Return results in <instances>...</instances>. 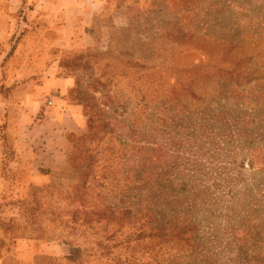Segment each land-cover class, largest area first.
Listing matches in <instances>:
<instances>
[{
  "label": "rangeland",
  "instance_id": "1",
  "mask_svg": "<svg viewBox=\"0 0 264 264\" xmlns=\"http://www.w3.org/2000/svg\"><path fill=\"white\" fill-rule=\"evenodd\" d=\"M239 38L249 42L245 48L252 45L249 67L256 74L243 83L233 76L212 81L181 106L173 91L202 84L192 78L214 74L215 46ZM55 57L59 75L70 81L65 96L81 105L84 121L68 135L69 172L53 176L61 186L26 185L7 195L15 205L5 211L8 240L1 242L15 256L4 264L99 262L84 253L82 238L73 242L82 244L77 259L76 245L64 241L69 230L59 231L73 206L82 210L70 192L79 179L78 162L70 161L74 143L102 123H109L105 130L113 131L118 150L122 141L128 145L131 185L144 171L164 180L129 193L160 212L161 227L190 228L158 257L170 264L202 258L205 264H264V0L88 1L80 27ZM154 147L163 151L156 162Z\"/></svg>",
  "mask_w": 264,
  "mask_h": 264
},
{
  "label": "crops",
  "instance_id": "2",
  "mask_svg": "<svg viewBox=\"0 0 264 264\" xmlns=\"http://www.w3.org/2000/svg\"><path fill=\"white\" fill-rule=\"evenodd\" d=\"M88 1L0 0V242L8 240L5 211L15 205L7 195L55 183L71 168L68 135L84 118L65 96L70 81L59 75L55 52L80 27ZM10 255L1 242L0 264Z\"/></svg>",
  "mask_w": 264,
  "mask_h": 264
},
{
  "label": "trees",
  "instance_id": "3",
  "mask_svg": "<svg viewBox=\"0 0 264 264\" xmlns=\"http://www.w3.org/2000/svg\"><path fill=\"white\" fill-rule=\"evenodd\" d=\"M248 43L240 38L235 41L223 39L214 48L219 60L213 65L214 74L210 71L205 75L193 77L194 83L199 80L202 84L199 83L194 88L192 84L184 83L173 91L174 98L185 107L187 103L182 101L184 97L194 96L197 89L212 81L220 83L225 77L230 76H233L238 83L250 79L256 71L249 67V62L255 57L250 54L252 45L245 48L244 45ZM224 64L231 65V67ZM106 124L109 123H102L98 130L94 129L95 125H90L88 131L77 138L74 143L70 161L78 162L76 165L79 170V179L70 192L72 201L78 203L82 210L77 205L73 206L72 211L68 212L70 220L66 219L63 222L64 229L60 228L59 232L69 230V232L66 231L67 236L64 241L70 245L82 238L84 244L87 245L83 250L84 253L88 252L87 257L98 255L97 264H150L151 262L170 264L169 260L165 259L166 257H158L159 254L164 255L163 251L166 248L169 250L168 244L176 239H182L190 228L180 227L175 223L169 224L167 229L161 227L157 223L160 212L144 203L141 200L142 197L129 193L132 186L147 188L151 185L148 183L149 180H152V185L153 182H160L159 185H161L164 180H158L159 178L155 175L151 176L150 171H144L143 174L146 177L139 175L140 182L131 185V171L129 166H125L130 162V156L127 155L128 145L122 141L121 149L118 150L113 142L114 133L105 130ZM81 141L82 146H79L78 142ZM137 149L142 151L143 147L139 146ZM153 149L156 162L161 159L163 151L158 147ZM159 185L156 184L157 187ZM152 191L154 193L148 197L154 199L157 192L153 189ZM84 226L95 232L87 236L88 233ZM257 244L256 241L255 247ZM88 246L95 247V250L89 251ZM75 248L78 251L77 259H80L82 244L76 245ZM146 259L151 261L148 262ZM202 259L200 264H205Z\"/></svg>",
  "mask_w": 264,
  "mask_h": 264
}]
</instances>
